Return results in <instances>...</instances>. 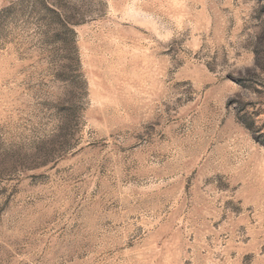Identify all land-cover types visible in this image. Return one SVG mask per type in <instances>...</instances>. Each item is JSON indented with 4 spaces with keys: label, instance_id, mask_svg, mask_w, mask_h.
Returning <instances> with one entry per match:
<instances>
[{
    "label": "rangeland",
    "instance_id": "1",
    "mask_svg": "<svg viewBox=\"0 0 264 264\" xmlns=\"http://www.w3.org/2000/svg\"><path fill=\"white\" fill-rule=\"evenodd\" d=\"M0 264H264V0H0Z\"/></svg>",
    "mask_w": 264,
    "mask_h": 264
}]
</instances>
